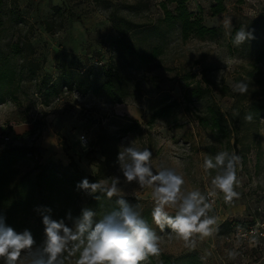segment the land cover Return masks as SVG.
<instances>
[{
	"label": "rangeland",
	"instance_id": "rangeland-1",
	"mask_svg": "<svg viewBox=\"0 0 264 264\" xmlns=\"http://www.w3.org/2000/svg\"><path fill=\"white\" fill-rule=\"evenodd\" d=\"M221 1L223 10L212 15L210 6L217 0H188L193 16L202 17L203 24L216 32L182 38L175 24L160 22L164 16L160 0H5L0 23V145L32 144L43 162L67 164L72 156L80 169L99 173L110 183L111 177L123 180L118 153L121 145L133 141L135 147L152 151L154 171L174 168L184 176L185 191L200 190L211 205L212 234L203 238L196 234L186 242L152 222L150 188L122 182L125 199L138 205L159 236L158 253L142 264L160 261L161 255L171 257L174 264H264V236L257 237L255 245L254 237L231 234L256 223L263 224L258 231L264 232V118L257 119L250 109L264 89V0ZM225 18H231L230 29L223 26ZM43 19L52 21V33L39 25ZM114 25L148 61L120 46ZM241 27L254 38L235 46L232 38ZM152 49L157 50L153 57ZM88 69L83 84L63 85L50 93L42 90L44 74L55 81L64 70ZM107 80L111 88H99ZM241 81L249 84L246 94L233 91ZM192 87L201 88L196 97L190 94ZM207 106L223 117L238 113L236 142L233 136L219 137L201 127L197 116L204 115ZM158 109H164L163 115L152 118ZM248 114L251 122L245 120ZM126 127L131 129L125 131ZM81 135H86V148ZM221 151L240 157L234 186L238 195L230 202L218 190L209 195L216 172L206 173L202 167L205 157ZM98 195L100 199L93 197L87 206L93 209L97 201V220L118 207L117 197ZM80 196L83 206L72 208L73 219L90 197L83 192ZM167 211L175 215L174 209ZM65 223L73 227V220L66 218ZM43 240L44 236L37 240V246Z\"/></svg>",
	"mask_w": 264,
	"mask_h": 264
},
{
	"label": "clouds",
	"instance_id": "clouds-1",
	"mask_svg": "<svg viewBox=\"0 0 264 264\" xmlns=\"http://www.w3.org/2000/svg\"><path fill=\"white\" fill-rule=\"evenodd\" d=\"M223 26L230 29L231 18H225ZM253 38L247 28L241 27L235 32L232 42L240 46ZM248 90L249 84L243 81L233 86V91L240 94H246ZM252 119L251 114L245 116L246 121L251 122ZM79 139L86 148L84 137ZM152 156L149 148L141 150L130 141L127 146L121 145L117 157L123 180L111 177L110 183L107 179L89 182L84 178L77 184L78 190L97 200L100 199L98 193L108 199L117 197L118 207L98 220L97 213L85 207L74 219L68 213L67 219L73 220V227H69L64 219H53L50 208H37L44 225V240L39 246L30 230L17 232L0 215V264H66V261H72V264H142L149 255L157 254L159 236L137 210L138 205L134 206L125 199L122 182L129 185L135 182L140 188L151 189L154 202L152 222L162 232L165 228L171 229L186 242L196 234L201 238L211 235L215 217L208 215L211 205L206 202L205 195L198 189L185 191L184 176L174 168L154 171ZM239 162L238 155L227 151L205 157L204 171L209 174L210 170L216 172L211 180L214 191L209 193L210 196L218 190L223 193L225 201L230 202L238 195L234 186ZM167 209H174L175 215H170ZM228 255L235 258L236 254L229 252Z\"/></svg>",
	"mask_w": 264,
	"mask_h": 264
},
{
	"label": "trees",
	"instance_id": "trees-1",
	"mask_svg": "<svg viewBox=\"0 0 264 264\" xmlns=\"http://www.w3.org/2000/svg\"><path fill=\"white\" fill-rule=\"evenodd\" d=\"M187 1L160 0L159 6L164 15L160 22L169 25L170 23L175 24L182 38H187L190 35L204 37L215 33L214 27H207L203 24L202 17L193 16V13L187 7ZM222 3L221 0H217L216 3L211 4L210 12L212 15H216L223 10ZM4 4L5 0H0V23ZM52 10L61 12L58 6H52ZM39 25L45 26L44 28L48 33L54 31L53 23L50 20H40ZM113 29L120 33L117 42L127 53L135 55L142 62L148 61L145 54L137 53L135 48L126 43L123 32L117 26L114 25ZM14 49L17 51L19 49L18 45L14 44ZM156 52V49H152L151 57ZM261 55L264 56V50ZM89 71L88 69L79 73L74 70H64L55 81L44 74L41 85L42 90L45 93H50L59 89L62 90L63 85L71 88L75 83L78 85L83 84L82 79L88 78ZM103 74L111 75L110 71H105ZM111 86V81L107 80L99 88L109 90ZM200 92V87L190 89V94L194 97L199 95ZM206 109L204 115L197 116V121L201 124V127L209 129L219 137L229 138L233 136L234 142H236L239 125L236 123L235 115L229 112L226 117H223L218 110L212 109L211 106H207ZM250 109L255 110L257 119L259 117L264 118V89L260 93V97L251 103ZM163 110H156L152 118L162 116ZM130 129L131 127H126L124 130L129 131ZM57 134L62 137L60 133ZM88 159L97 166V162L94 161L96 160L95 157ZM84 178H87L89 182H96L101 180L102 177L99 173L89 174L80 169L72 156L69 157L67 164L55 161L43 162L40 153L32 144L13 145L12 143H6L0 145V215H3L6 224L17 232H22L25 229L30 230L35 241H37L44 236V225L42 215L36 209L50 208L53 219L65 220L73 207L79 209L83 206L79 202L82 191L78 190L76 186ZM93 197H89L88 202L85 203L86 207L92 204ZM96 205L97 201L93 203L92 210L98 213L99 208ZM115 208L116 206L112 207L110 212ZM152 264H174V261L168 255H161L160 261H153Z\"/></svg>",
	"mask_w": 264,
	"mask_h": 264
},
{
	"label": "built area",
	"instance_id": "built-area-1",
	"mask_svg": "<svg viewBox=\"0 0 264 264\" xmlns=\"http://www.w3.org/2000/svg\"><path fill=\"white\" fill-rule=\"evenodd\" d=\"M101 63V61L98 62V64ZM86 135H81L80 137H84V141L83 143H86ZM5 140H9L8 136L3 137ZM259 227H263V224L261 223L259 225V223H256L255 225H249L247 227H237L235 228L231 234L233 237H237V238H243V237H254L253 238V243L256 245L257 243H259L260 240H257L260 236H264V232L262 231L263 229H261L260 231H258ZM258 237V238H257Z\"/></svg>",
	"mask_w": 264,
	"mask_h": 264
}]
</instances>
